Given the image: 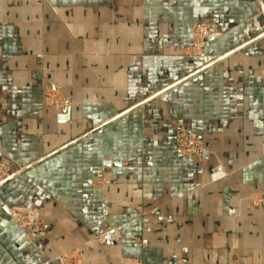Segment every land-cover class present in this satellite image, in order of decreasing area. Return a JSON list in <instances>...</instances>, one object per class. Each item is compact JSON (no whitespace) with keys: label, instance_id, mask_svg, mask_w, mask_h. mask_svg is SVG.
Returning a JSON list of instances; mask_svg holds the SVG:
<instances>
[{"label":"crops","instance_id":"crops-1","mask_svg":"<svg viewBox=\"0 0 264 264\" xmlns=\"http://www.w3.org/2000/svg\"><path fill=\"white\" fill-rule=\"evenodd\" d=\"M264 0H0V264H264ZM196 22L214 24L186 55ZM47 85L71 98L59 114ZM207 150L176 149L178 121ZM43 228L28 234L10 209Z\"/></svg>","mask_w":264,"mask_h":264},{"label":"built area","instance_id":"built-area-1","mask_svg":"<svg viewBox=\"0 0 264 264\" xmlns=\"http://www.w3.org/2000/svg\"><path fill=\"white\" fill-rule=\"evenodd\" d=\"M264 15V10L262 11ZM193 29L196 31L194 33L195 36H199L197 38V45L200 43L203 45L207 43L209 38H215L220 35L219 30L214 24L209 23H196L194 24ZM264 35V33H263ZM46 99H50V103L53 104L56 108L57 113L66 114L69 112L71 108V100L68 97L59 94L57 87L49 86L45 90ZM176 148L179 153L193 156L198 159H202L207 150L205 149L202 140L199 136L192 131L188 130L182 124V121L179 120L176 127L175 134ZM19 169H11L6 163L0 161V185L7 178L16 173ZM11 217L21 225L25 227L26 225H30L29 221L23 220V214L18 211H11ZM36 226L34 229L36 230ZM184 264V263H180Z\"/></svg>","mask_w":264,"mask_h":264},{"label":"rangeland","instance_id":"rangeland-1","mask_svg":"<svg viewBox=\"0 0 264 264\" xmlns=\"http://www.w3.org/2000/svg\"><path fill=\"white\" fill-rule=\"evenodd\" d=\"M262 14V16H263V18H264V15H263V13H261ZM196 23H207V22H196ZM196 23H194V24H196ZM194 24L192 25V29H191V35H190V40H189V43H188V45L186 46V47H184V53L186 54V55H190V56H196V55H199V54H201L202 53V51H203V49H204V46H205V44H199V45H197V38L199 37L198 35L197 36H195L194 35V33L196 32L194 29H193V27H194ZM209 24H211V23H209ZM218 29V28H217ZM219 30V32L221 33V31H220V29H218ZM263 71H264V57H263ZM49 86H54V85H47L45 88H44V100H45V103L47 104V105H50V106H52L54 109H55V111H56V108H55V106L53 105V104H51L50 103V99H46V93H45V90H46V88L47 87H49ZM55 87H57V86H55ZM57 89H58V91H59V94L60 95H63V96H65V97H68V98H70L69 96H67V95H64L61 91H60V89H59V87H57ZM70 100H71V98H70ZM71 105H72V102H71ZM57 112V111H56ZM183 124V123H182ZM185 127V126H184ZM189 130V129H188ZM194 133V132H193ZM200 138V137H199ZM201 139V138H200ZM202 140V139H201ZM176 142V141H175ZM203 142V141H202ZM177 149V148H176ZM178 151V150H177ZM181 154V153H180ZM182 155H184V154H182ZM188 156V155H187ZM193 157V156H192ZM196 158V157H195ZM198 159V158H197ZM199 160H201V159H199ZM0 161H2V160H0ZM2 162H4V163H6L10 168H11V166L7 163V162H5V161H2ZM12 169V168H11ZM10 177H12V176H10ZM9 177V178H10ZM9 178H7L6 180H8ZM5 180V181H6ZM5 181H3L2 183H4ZM11 211H18V212H20V213H22L24 216H23V220L25 221H29V223H30V225H26L25 227H22L21 225H19L20 223H18V222H16L12 217H11V214H10V212ZM10 212H9V215H10V218L13 220V222L20 228V229H22V230H24L26 233H28V234H31V233H36V232H38V231H40L42 228H43V223H42V221L41 220H39V219H34V217L33 216H31V212H29V211H27L26 209H22V208H16V207H13V208H11L10 209ZM37 227L36 228V230L34 229V227ZM58 259H59V261H60V264H82L81 263V253L79 252V250H77V249H70V250H67V251H65V252H63V253H60L58 256ZM180 263H184V264H187V263H185V262H183V261H180L178 264H180Z\"/></svg>","mask_w":264,"mask_h":264}]
</instances>
